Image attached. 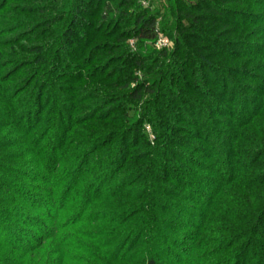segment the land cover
Here are the masks:
<instances>
[{"label": "trees", "instance_id": "1", "mask_svg": "<svg viewBox=\"0 0 264 264\" xmlns=\"http://www.w3.org/2000/svg\"><path fill=\"white\" fill-rule=\"evenodd\" d=\"M140 1L0 0V264H159L166 201L233 185L203 242L264 264V0Z\"/></svg>", "mask_w": 264, "mask_h": 264}, {"label": "rangeland", "instance_id": "2", "mask_svg": "<svg viewBox=\"0 0 264 264\" xmlns=\"http://www.w3.org/2000/svg\"><path fill=\"white\" fill-rule=\"evenodd\" d=\"M140 6L151 8V10L154 12L156 11L158 16L157 22L159 24V22L162 20L164 15L168 13V11L173 13L175 8V2L174 0H154L152 3L144 5L142 1H140ZM173 34H175V29L173 28H170L167 31V33L160 32L156 37L154 43L148 42V44L151 47V50L158 49L161 47L171 48ZM159 39H164L165 41H167L166 44L162 46H158L157 41ZM134 42L135 41L133 39L130 41L132 46ZM23 162H26L29 165L28 159L23 160ZM12 178L14 181H17L19 184L23 185V187L25 184H27V181L24 178H20V177L19 178L12 177ZM115 182L112 181V184L110 186H112ZM38 185L43 186L42 183H38ZM41 188L42 187H40V190ZM134 188L135 186L132 187V189ZM225 189H234V191L238 190L237 187L234 188V185L228 186L226 188L225 187L221 188L220 193L217 195H214L204 189L202 191H199L198 193H194L193 190L192 192L190 191L189 196L180 194V197L177 199L179 203H175V201H171V200L166 201L167 204L170 205L173 212L170 211L169 213L162 215V217L165 218L166 220L165 221L166 223L164 222L165 223L164 233H166L168 237L166 244L163 246L162 250L164 252H163V256L159 260V264H223L226 261L231 260V257L235 255L234 254L235 252H233L234 251L233 248H229V249L224 248L223 250L221 249L222 251L221 253L209 255L210 252L207 250L205 246L206 243L203 241L207 238H210L211 236L206 235L205 233L199 230L203 223L202 220L203 218H210L211 216L216 214L215 206H218L220 208H225L228 199L231 197V193L228 191L226 192ZM134 191L135 192L138 191V188L137 190ZM0 194H5V193L0 191ZM16 200H17L16 204L14 205L5 203L2 205V207L0 206V213L4 212L5 214H9L10 218L16 220L13 222L15 226L16 224L19 225L18 221L23 216V214L24 215L32 214L29 207H27V205H24L23 203L21 204V201L19 199ZM208 203H211V205H209ZM104 204L115 206V201H112L110 199L109 201L104 202ZM3 216L4 215L2 216L0 215V225L3 226V228H5V226H8L10 220H7ZM152 219L154 222L155 217L153 218L152 216ZM69 229H67L69 232L73 230L72 228ZM22 230L25 231V229ZM5 240L10 241L11 236L10 234H6L2 232V230H0V244ZM155 242L156 244H158L157 240ZM20 243L25 244L27 243V240H22ZM150 243L153 242L151 241ZM201 245H202V249H201ZM262 246L264 245H261V247L259 248L261 249V251L264 252V247ZM137 249L139 254L136 257H132V261H130V263H113V264H139V262H142L143 258L148 253V247H145L143 245ZM0 252H1L0 253V262H1V260H3L7 252L5 251H0ZM254 252L255 251L252 250L248 254V256H251L250 257L251 259L246 261L247 264H252L253 262H255ZM140 253L143 254V257L142 255H140ZM258 253L260 252L256 251V254Z\"/></svg>", "mask_w": 264, "mask_h": 264}, {"label": "built area", "instance_id": "3", "mask_svg": "<svg viewBox=\"0 0 264 264\" xmlns=\"http://www.w3.org/2000/svg\"><path fill=\"white\" fill-rule=\"evenodd\" d=\"M141 1H142V3H143L144 5H147V4H149V3H152L154 0H141ZM166 42H167V41H165L164 39H159V40L157 41V45H158V46H162V45H165Z\"/></svg>", "mask_w": 264, "mask_h": 264}]
</instances>
